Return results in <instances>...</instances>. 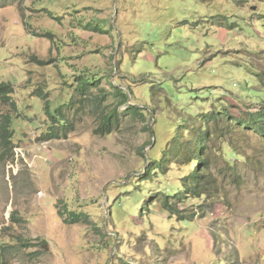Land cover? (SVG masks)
<instances>
[{
	"label": "rangeland",
	"instance_id": "374dc122",
	"mask_svg": "<svg viewBox=\"0 0 264 264\" xmlns=\"http://www.w3.org/2000/svg\"><path fill=\"white\" fill-rule=\"evenodd\" d=\"M257 74L264 0H0V264H264ZM196 155L207 188L172 215Z\"/></svg>",
	"mask_w": 264,
	"mask_h": 264
},
{
	"label": "trees",
	"instance_id": "16d2710c",
	"mask_svg": "<svg viewBox=\"0 0 264 264\" xmlns=\"http://www.w3.org/2000/svg\"><path fill=\"white\" fill-rule=\"evenodd\" d=\"M257 79L260 83L261 88L264 90V75L257 74ZM77 87L75 89L76 95L81 98L82 100H85L88 98L89 94L91 93V87L94 85L89 82V80H84L83 76L80 75L76 79ZM12 89L10 88L9 84L2 83L0 85V100H10L11 98ZM41 97H43L44 100V111L49 115L50 120L52 122V129L48 133L49 139H57V138H66L67 134L73 129L72 124L68 121V118L65 116V113L63 112V107L58 109L56 113L52 112L51 104L48 99L47 93L42 94L39 93ZM124 100H127V95H124ZM73 100L71 101L72 104ZM125 102V101H124ZM256 105H259L258 107L252 109V111H249L248 118L240 119L239 122L242 123L243 127L250 128L254 132L258 133L260 136L264 138V101L261 103H257ZM114 115L109 114L104 117V119L101 122V128L99 129L101 133L110 134L112 132V129L115 125L114 122ZM213 117L215 118L216 115ZM2 128L4 132L8 133L9 140L12 132L9 133V128L12 124V119L10 117H6L2 121ZM199 145L195 148L194 152L197 154L199 152ZM203 149V147H202ZM191 161H194L195 167L193 171L189 175H187L184 180L182 181L181 189L174 190L172 194H169L170 191H168L166 196V199L162 201V208L172 215H178L181 211H179L175 206L172 207V203L169 202V199L176 200V203H183L184 199L187 197H194L198 198L203 195L204 190H206V183H207V169H208V160L201 157H196L192 159ZM150 169V168H148ZM147 169V170H148ZM147 174V171H146ZM169 198V199H168ZM74 221L78 220L79 217L76 214H72ZM5 246H0V257L4 258V250Z\"/></svg>",
	"mask_w": 264,
	"mask_h": 264
}]
</instances>
